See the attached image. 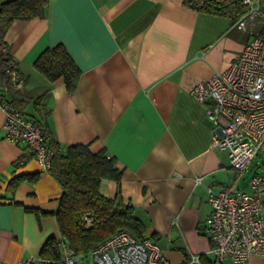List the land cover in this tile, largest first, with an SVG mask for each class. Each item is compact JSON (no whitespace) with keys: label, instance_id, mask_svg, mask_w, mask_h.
<instances>
[{"label":"crops","instance_id":"obj_1","mask_svg":"<svg viewBox=\"0 0 264 264\" xmlns=\"http://www.w3.org/2000/svg\"><path fill=\"white\" fill-rule=\"evenodd\" d=\"M5 39L25 80L0 79V97L25 100L22 111L41 121L46 141L112 155L122 176L119 184L102 179L100 192L130 202L148 221L146 233L165 240L157 242L171 261L185 257L180 248L212 256L206 185L227 182L231 166L211 146L207 104L190 90L224 70L249 35L185 0H48L44 17L14 20ZM57 43L80 69L72 93L62 77L50 81L32 65ZM3 120L0 109V264H15L39 255L49 236L60 241L53 213L25 207L56 210L61 186L27 146L4 137ZM36 172L35 181L9 188L14 177ZM247 264H264V255Z\"/></svg>","mask_w":264,"mask_h":264},{"label":"built area","instance_id":"obj_2","mask_svg":"<svg viewBox=\"0 0 264 264\" xmlns=\"http://www.w3.org/2000/svg\"><path fill=\"white\" fill-rule=\"evenodd\" d=\"M246 6L235 22L249 39L228 66L191 88V94L206 103V119L212 129L211 146L227 154L231 168L243 171L256 155H264V0H240ZM12 76H15L13 73ZM4 115V137L27 146L42 170L51 165L53 149L46 143L41 122L20 112L15 105L0 99ZM201 183V177H195ZM209 216L203 226L211 241L216 264L229 259L232 264H247L253 255H264V173H255L247 188L231 183L206 185ZM87 222L90 217L86 216ZM86 253L60 244L59 257L46 259L31 255L15 264H199L200 256L187 251L180 261L165 255V247L151 234L138 239L119 230Z\"/></svg>","mask_w":264,"mask_h":264},{"label":"trees","instance_id":"obj_3","mask_svg":"<svg viewBox=\"0 0 264 264\" xmlns=\"http://www.w3.org/2000/svg\"><path fill=\"white\" fill-rule=\"evenodd\" d=\"M185 3L197 11L227 16L232 22H236L246 11L240 0H185ZM47 5L48 0H0V79L5 84H16L23 77L5 39L6 31L14 20L44 17ZM32 65L50 81L62 77L69 93L75 90L80 69L62 43L44 48ZM13 73L15 76H12ZM0 99L12 102L20 112L27 114L22 111L25 100L15 97ZM46 143L53 149L48 171L61 186L59 205L54 211L32 207L25 209L37 215L53 213L61 238L57 241L54 236H49L39 256L57 259L60 244L76 252L87 253L119 230H127L138 239L146 235L148 221L130 202L124 203L119 195L108 197L99 190L102 179L120 182L122 170L115 165L112 155L104 148L91 151L87 144L82 143L71 144L64 149L52 138ZM37 175L36 172L16 176L10 180L9 188L14 190L23 179L35 181ZM86 216L90 217V222H87ZM151 236L154 240L158 239L154 232ZM182 251L186 256L187 252L183 248ZM199 256V264H216L214 258L210 259L205 253Z\"/></svg>","mask_w":264,"mask_h":264},{"label":"rangeland","instance_id":"obj_4","mask_svg":"<svg viewBox=\"0 0 264 264\" xmlns=\"http://www.w3.org/2000/svg\"><path fill=\"white\" fill-rule=\"evenodd\" d=\"M231 176L227 177V183H231L233 188L243 189L248 186L250 179L255 173H264V155L256 154L248 163L246 168L243 171H237L233 168L230 169ZM204 239V234H201ZM156 240V239H155ZM159 241L160 244H164L165 240L160 237L156 240ZM182 251V248H180ZM90 252H87L84 256V260L90 261ZM208 257H212L210 253H208ZM80 264H84L81 262Z\"/></svg>","mask_w":264,"mask_h":264}]
</instances>
